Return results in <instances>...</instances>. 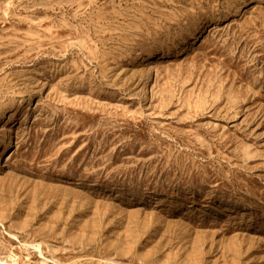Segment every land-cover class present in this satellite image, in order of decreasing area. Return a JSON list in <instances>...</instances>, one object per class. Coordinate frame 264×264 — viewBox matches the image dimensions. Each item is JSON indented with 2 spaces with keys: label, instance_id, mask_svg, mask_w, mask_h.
Segmentation results:
<instances>
[{
  "label": "rangeland",
  "instance_id": "obj_1",
  "mask_svg": "<svg viewBox=\"0 0 264 264\" xmlns=\"http://www.w3.org/2000/svg\"><path fill=\"white\" fill-rule=\"evenodd\" d=\"M0 264H264V0H0Z\"/></svg>",
  "mask_w": 264,
  "mask_h": 264
}]
</instances>
